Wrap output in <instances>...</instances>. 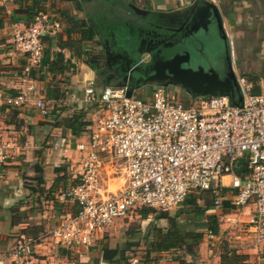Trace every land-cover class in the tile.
Wrapping results in <instances>:
<instances>
[{"label": "built area", "instance_id": "1", "mask_svg": "<svg viewBox=\"0 0 264 264\" xmlns=\"http://www.w3.org/2000/svg\"><path fill=\"white\" fill-rule=\"evenodd\" d=\"M60 29L57 20L38 12L28 26L13 32V48L25 58L24 75L41 66L44 38ZM236 81L242 97L238 106L227 96L183 103L159 85H153L149 98L135 92L127 97V87L111 85L97 92L90 81L83 101L98 115L87 139L76 145L78 168L72 174L77 183L62 193L76 203V212L63 213L35 238H16L0 254V264H40L34 250L40 240L57 248L89 249L115 220L142 208L153 210L151 216L167 212L202 192L211 193L214 209L229 204L230 212L219 217L220 228L244 226V248L264 254V95L254 94L246 78L236 76ZM0 103L15 109L32 105L48 115L43 100L23 90L0 91ZM9 149L0 138V165Z\"/></svg>", "mask_w": 264, "mask_h": 264}, {"label": "crops", "instance_id": "2", "mask_svg": "<svg viewBox=\"0 0 264 264\" xmlns=\"http://www.w3.org/2000/svg\"><path fill=\"white\" fill-rule=\"evenodd\" d=\"M202 1L0 0V91L23 90L34 100L42 99L48 107V115L41 116L32 105L15 109L0 103V138L10 147L9 158L0 165V254L9 251L16 238H35L53 228L63 213L76 212V203L68 197L62 198V193L77 183L72 174L78 168L76 145L85 141L88 133L73 136L70 129L60 124L79 113L84 114L81 121L89 122L98 115L92 104L83 101L84 89L90 81L97 92L112 86L113 83L104 81L100 70L105 59L100 49L106 45L116 57L129 34L127 31L134 30L143 20L133 13L131 5L147 11L145 18L148 19L158 13L182 14ZM208 1L217 6L222 16L226 41L209 37L211 51L204 55L201 44L209 40L198 37V34L206 35L199 30L187 39L199 49L195 56L206 64L217 52L222 57L228 56L235 76L246 78L253 83V90L256 88L264 95V0ZM39 9L57 20L61 29L55 37L45 40L41 66L24 75L25 58L15 52L12 35L25 26L31 12ZM73 22L80 26L78 30H72ZM84 31L89 34L84 35ZM57 53L62 55V61L51 65ZM89 54L100 59H90ZM51 67L54 72L50 71ZM153 85L140 87L135 93L149 98ZM177 96L183 103L194 99L182 91ZM40 178L44 184L37 186ZM154 216L141 219L137 214L129 219L137 218L144 225ZM123 220H115L108 231L115 222ZM238 225L234 229L240 232L236 235L240 248L226 244L222 248L219 236L210 238L205 232L194 256L175 250L147 255L146 243L121 249L118 244H106L102 239L89 249L76 250L57 248L48 240H40L34 250L40 264H133L134 260V264H179V260L186 264H264V254L244 248L245 229ZM221 229L223 233L228 232ZM128 249L133 250L128 252ZM225 249L235 250L240 256L239 262L223 263L221 254ZM105 250L118 253L112 255Z\"/></svg>", "mask_w": 264, "mask_h": 264}, {"label": "water", "instance_id": "3", "mask_svg": "<svg viewBox=\"0 0 264 264\" xmlns=\"http://www.w3.org/2000/svg\"><path fill=\"white\" fill-rule=\"evenodd\" d=\"M131 9L134 14L145 20L138 25L137 32L139 34L124 39V44H121L129 64L118 66V68L111 71L113 77L121 78L125 82V84H119L117 87H127V97H130L140 87L154 84L162 87H177L193 98L227 96L232 105L238 106L241 104L242 97L236 76L228 62L227 54L226 58L214 56L213 60L206 64L202 58L191 54V46H188L193 45L191 39L187 42V39L184 40V38H192L195 32L202 30L206 33L205 36H207L209 42L213 36L219 37L223 42L226 41L222 16L215 4L204 0L194 3L182 14L158 13L154 18L150 17L148 19L145 18L148 15L147 11L133 5H131ZM168 33H181L180 41L168 42L162 46L168 40ZM120 43H122L121 40ZM177 44L182 46L180 50H177L179 48ZM146 45L159 47V54L164 50L165 53L160 55L154 66L146 65V67H150L151 76L140 82L139 79L143 78L141 70L145 65L143 66L139 61L148 52L144 50ZM101 48L104 50V66L106 68L108 66L110 70V59L113 55L107 47L103 46ZM132 56L133 59H131ZM127 79L129 81L128 86L126 85Z\"/></svg>", "mask_w": 264, "mask_h": 264}, {"label": "trees", "instance_id": "4", "mask_svg": "<svg viewBox=\"0 0 264 264\" xmlns=\"http://www.w3.org/2000/svg\"><path fill=\"white\" fill-rule=\"evenodd\" d=\"M25 7H23L24 9ZM38 12H44L42 10H38L36 12H31L28 22H26L25 26H28L33 17ZM77 22H73L72 30H78L80 26H77ZM81 29V28H80ZM84 35L88 33L87 31L82 32ZM89 34V33H88ZM55 37V36H54ZM57 38V36H56ZM47 40V38H44ZM90 59H100L98 55H88ZM62 61V55L60 53L56 54L55 59L51 63V65L59 63ZM96 62L94 61L93 64ZM24 69V68H23ZM64 69V68H63ZM60 69V70H63ZM51 72H54V69L50 68ZM254 94H259L257 89L253 90ZM84 114H77L72 118H69L63 122V127L71 130L73 136L88 133V128L90 126V122L88 120L81 121ZM58 125V124H57ZM85 128L84 130H82ZM39 181L38 185L44 184L43 179ZM198 201L201 204H198ZM213 196L210 192H202L200 194H190L185 201L181 204L183 205L182 209H179L175 212L173 216L169 215L168 212H157L154 216V221L157 220H165L167 223L166 228H161L157 226H153V228L149 229L145 233V240L147 241V255L151 253H161L167 252L170 250H175L182 252L183 254H188L190 256H194L196 254V250L200 243L203 240L204 234L210 233L213 236H219L221 232L219 217L216 213L207 214V211L212 208ZM219 210L220 216L230 212V206L227 202H224ZM154 213L151 209L142 208L138 210L137 214L140 215L141 219L146 218L149 214ZM185 218L182 219L181 217ZM186 218H189L188 222H184ZM222 248L226 247L225 243L221 244ZM112 255H117V250H105ZM240 256L236 254L235 250H224L223 254H221V261L224 263H233L239 262ZM185 262L179 260V264H184ZM186 264V263H185Z\"/></svg>", "mask_w": 264, "mask_h": 264}, {"label": "rangeland", "instance_id": "5", "mask_svg": "<svg viewBox=\"0 0 264 264\" xmlns=\"http://www.w3.org/2000/svg\"><path fill=\"white\" fill-rule=\"evenodd\" d=\"M127 32L130 33L129 31ZM204 36H205L204 34L202 35L198 34V37H202L205 40H207V38ZM201 45L204 46L202 48L204 55H207L211 51V43L205 42ZM188 46L192 47L190 48L192 52L191 54L193 56L197 55L196 50H199V49L196 47V45H188ZM214 56L222 57L221 54L218 55V52ZM169 91L173 92L174 95L181 93V89L177 87H174V89H170ZM198 204L200 203L198 202ZM182 206L183 205H180L174 208L173 210H170L168 214L173 216L176 211L183 208ZM220 209L221 208H217V209L211 208L207 211V214L216 213L218 217H220V212H219ZM181 218L184 219L185 217L182 216ZM188 220L189 218H186L184 222H188ZM153 226L165 228L167 226V223L165 222V220H161V219L154 221V218H153L149 222L142 225L141 222L137 218H132V219L128 218V219H124L123 221L115 222L113 226L111 227V231L110 232L107 231V233H105V235L101 239L104 240L105 243L107 242L106 244H110V245L118 244L117 246H120L121 249L128 248V245H132L135 248V246H137L135 244H140V243L147 244V241L145 240V233L147 230L153 228ZM220 230L222 232V233L220 232V235H219L220 237L219 245L220 246H222L221 244L225 243L226 245H230L232 248H240L241 244H239L238 243L239 240L236 239V235L240 234V232L237 229L228 230V232H225V233H223L222 229ZM133 249H128V252ZM240 252H242V250H240Z\"/></svg>", "mask_w": 264, "mask_h": 264}, {"label": "flooded vegetation", "instance_id": "6", "mask_svg": "<svg viewBox=\"0 0 264 264\" xmlns=\"http://www.w3.org/2000/svg\"><path fill=\"white\" fill-rule=\"evenodd\" d=\"M144 20L140 21V24L143 23ZM138 25H139V23L135 25V29L134 30L132 29V31H130V33L127 34V36H126L127 38H125V40L128 39L129 37H131L132 35H138L139 34L137 32ZM167 35H168L167 36L168 37V40H166L165 43L162 44V46L165 45L168 42H174L175 43L177 41H180V39H181V33H168ZM194 35L195 34H193L192 36H194ZM186 39H188V38H184V40H186ZM169 40H171V41H169ZM184 40L182 39V41H184ZM195 40H196V38H195ZM187 41L188 40H186V42ZM103 46L107 47L106 45H101V47H103ZM177 47H179L177 50H180L182 48V46H180L179 44H177ZM100 50L102 52L101 54L104 55V50L102 48ZM144 50L146 52L147 51L148 52L145 53L143 55V58H141L140 61H139L143 66L145 65V67L141 70L142 71L143 78L142 79L140 78L141 80L139 79L140 82L145 81L146 79L149 78V76H151V73L149 72L150 67H146V65L148 66L150 64V66L151 65L154 66V63H156V61L159 60L160 55H162V53L163 54L165 53V50H164V52L162 51L159 54V47L156 48L154 45H146L145 48H144ZM133 58L134 57L132 56L131 59H133ZM110 62H111V65H110V70H109L108 69V66H107V68L104 66L105 59H103L101 61V69L100 70L102 71L101 73L104 76V81L107 82V83H109V84H110V82H113L112 86H117L119 84H125V82H123L121 78H117L115 76L113 77L111 75V71H113L114 69L118 68V66L121 67V66H124V65L126 66L127 64H129V62H128L127 58H126L125 50L123 48H120L119 54L116 57L112 56V58L110 59ZM126 81H127L126 82V85L128 86L129 85L128 84V82H129L128 79Z\"/></svg>", "mask_w": 264, "mask_h": 264}]
</instances>
